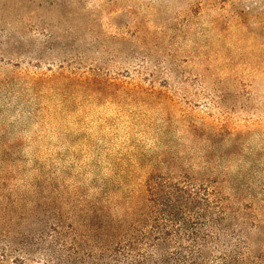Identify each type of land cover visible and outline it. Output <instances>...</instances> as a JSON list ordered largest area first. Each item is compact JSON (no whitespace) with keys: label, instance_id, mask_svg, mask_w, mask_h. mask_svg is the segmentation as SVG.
Segmentation results:
<instances>
[{"label":"rangeland","instance_id":"374dc122","mask_svg":"<svg viewBox=\"0 0 264 264\" xmlns=\"http://www.w3.org/2000/svg\"><path fill=\"white\" fill-rule=\"evenodd\" d=\"M157 175L231 213L195 264H264V0H0V264H101Z\"/></svg>","mask_w":264,"mask_h":264},{"label":"trees","instance_id":"16d2710c","mask_svg":"<svg viewBox=\"0 0 264 264\" xmlns=\"http://www.w3.org/2000/svg\"><path fill=\"white\" fill-rule=\"evenodd\" d=\"M145 187L147 192L128 201L122 218L99 208L95 230L101 240L95 250L87 251L88 257L101 264H195L213 243L217 251L226 249L222 226L231 213L216 190L205 183L173 181L163 175L150 177ZM183 230L191 242H172L173 236L182 237ZM71 245L78 249L76 243ZM224 257L218 264H225Z\"/></svg>","mask_w":264,"mask_h":264}]
</instances>
